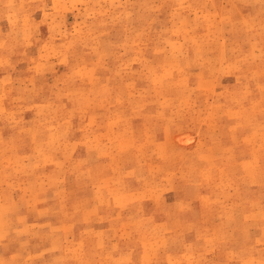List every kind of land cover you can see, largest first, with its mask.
<instances>
[{
    "label": "rangeland",
    "instance_id": "1",
    "mask_svg": "<svg viewBox=\"0 0 264 264\" xmlns=\"http://www.w3.org/2000/svg\"><path fill=\"white\" fill-rule=\"evenodd\" d=\"M95 262L264 264V0H0V264Z\"/></svg>",
    "mask_w": 264,
    "mask_h": 264
},
{
    "label": "crops",
    "instance_id": "2",
    "mask_svg": "<svg viewBox=\"0 0 264 264\" xmlns=\"http://www.w3.org/2000/svg\"><path fill=\"white\" fill-rule=\"evenodd\" d=\"M4 204H5L6 207L9 205V204H8V205L6 204V200H5ZM10 205H14V202L12 201V202L10 203ZM94 264H97V262H95Z\"/></svg>",
    "mask_w": 264,
    "mask_h": 264
}]
</instances>
